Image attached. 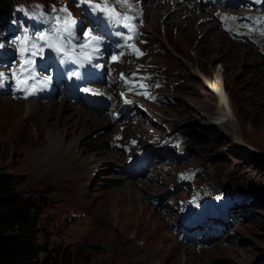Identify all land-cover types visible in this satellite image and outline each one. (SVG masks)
Segmentation results:
<instances>
[{
  "label": "rangeland",
  "instance_id": "obj_1",
  "mask_svg": "<svg viewBox=\"0 0 264 264\" xmlns=\"http://www.w3.org/2000/svg\"><path fill=\"white\" fill-rule=\"evenodd\" d=\"M19 1L34 0H15ZM181 1L177 4L184 10L177 15L175 0H167V5L164 0H144L150 62L170 83L164 92L171 100L161 108L152 105L153 116L188 138L187 158L172 165L177 169L199 166L204 181L241 192L249 198L242 205L247 212L233 220L230 241L201 252L190 249L171 229L168 215L176 212V200L182 197L169 192L174 186L171 174L151 176L149 184L160 191H144L143 203H130L123 186L149 184L122 173L128 156L111 147L119 124L110 113L91 112L90 116L103 115L112 126L62 131L66 144L79 143V163L74 167L78 176H70L61 173L66 157L48 146L50 131L43 126L53 129L51 122L61 120L62 126L75 122L82 108L73 112L72 102L59 103L64 109L50 120L48 104L42 105L46 106L42 113L30 114V103L0 98V170L16 176L18 190L40 205L38 241L56 264H185L188 255L195 264H264V56L250 45L231 40L220 29L217 15L199 16L205 10H198L197 17L188 20L185 8L194 2ZM153 5L166 9L158 15ZM213 12L218 14V9ZM201 69L213 80H222L225 92L219 101L203 89ZM218 109L230 123H207ZM141 124L127 128L126 138H137L146 129ZM86 159L88 168L83 163ZM83 184L81 192L74 189ZM239 185L243 187L238 189ZM167 194L159 204L158 198ZM163 204L169 206L160 209ZM154 213L164 216L160 222ZM90 245L103 250H92ZM135 247L141 250L137 255Z\"/></svg>",
  "mask_w": 264,
  "mask_h": 264
},
{
  "label": "trees",
  "instance_id": "obj_2",
  "mask_svg": "<svg viewBox=\"0 0 264 264\" xmlns=\"http://www.w3.org/2000/svg\"><path fill=\"white\" fill-rule=\"evenodd\" d=\"M14 3L0 0L2 21L12 17ZM17 185L16 176L0 170V264H56L38 241L40 205Z\"/></svg>",
  "mask_w": 264,
  "mask_h": 264
},
{
  "label": "bare ground",
  "instance_id": "obj_3",
  "mask_svg": "<svg viewBox=\"0 0 264 264\" xmlns=\"http://www.w3.org/2000/svg\"><path fill=\"white\" fill-rule=\"evenodd\" d=\"M176 1V4H175V14L177 13V15L179 14V13H181L182 12V9H183V7H181L180 5H178L177 3H179L178 1L179 0H175ZM166 3V0H164V4ZM174 4V3H173ZM152 5V4H151ZM166 5H167V3H166ZM188 6V5H187ZM153 7H154V9H155V12L159 15V13H160V11L161 10H163V9H166V6L165 5H160V6H157V5H153ZM185 9H187V11L189 12L188 14H190V16H189V18H188V20L189 19H194L195 17H197V13H196V11H198V10H200V11H202L203 12V10H205L206 12H207V10H208V6L207 5H202V6H197V5H194V4H192V5H190V6H188L187 8H185ZM184 10V9H183ZM204 11V12H205ZM206 15L207 16V14H205V13H200V14H198L199 16L201 15ZM170 16H174V15H170ZM169 16V17H170ZM203 17H205V16H203ZM181 17H179V19H180ZM172 18L170 17V20H171ZM180 22H182V21H180ZM184 22V24L186 23V21H183ZM193 22V21H192ZM183 24V23H182ZM187 24V23H186ZM212 24V23H211ZM179 26H181V24H178ZM211 26H213V24L211 25ZM215 26V25H214ZM201 27H199L198 29H200ZM200 80H201V82H202V87H203V89L204 90H208L207 92L208 93H210V95H212L213 97H215L216 99H217V101H219L220 100V98H221V95H222V93L221 92H225V90L224 89H222V85H223V82H222V80L220 79H218V80H213L212 78H210V77H208V76H203V77H201L200 78ZM214 84H216L218 87L216 88L215 86H214ZM26 102H28V103H30V104H28L27 105V111L30 113V114H40V113H42V111H43V109H45L44 107H46V106H42L43 104H41V103H38V102H33V101H26ZM51 103H56V102H51ZM51 103H49L48 104V108L46 109V110H48V112H50V114H51V118H50V120L52 119V118H54L55 117V114H56V112H59V111H61L62 109H64V106L62 105V104H59V103H56V107L54 106L53 107V104H51ZM32 104V105H31ZM65 104V103H64ZM73 104V103H72ZM74 105V104H73ZM218 107L220 106V104L218 103V104H216ZM82 108V110H79L78 108ZM69 109H70V107H69ZM68 109V110H69ZM66 110H67V108H66ZM72 110V109H71ZM73 112H77V110H79V114H77V116H76V118L77 119H75V122H70V123H68V122H65V125L64 126H62L61 125V120H60V122L59 121H57V122H51V124L53 125V129H51L49 126L47 127L46 125H44L43 127L45 128V129H48L49 131H50V133H49V135H48V146H50V147H52V146H54L59 152H61L63 155H65V157H66V160L67 161H65V163L63 164V166H62V169H61V171H63V172H61L62 174L63 173H66V175H70V176H78V174H77V170H76V168L74 169V167H75V165L76 164H78L79 162V160H77V158H78V154L80 153V151H79V149H78V141H73L72 143H69V145L68 144H66V141L63 139V135H62V131H66V132H68V134L70 133V130H71V132L72 131H74V130H77V129H80V130H84V131H89V130H95V129H97V128H99V126H102V125H108V126H112V124L113 123H109V120L105 117H102V116H100V117H94L95 119H93L92 117H93V115L92 116H90L91 115V112H93V111H90V110H88L89 111V113L88 112H84L85 110H87L86 108H84V107H81V106H76V105H74V107H73ZM95 113H98V114H105L106 112H103V111H100V112H95ZM211 114V113H210ZM76 115V114H75ZM206 116H208V115H206ZM58 117V116H57ZM58 119V118H57ZM94 120V121H93ZM212 120H214V121H217V122H219L220 124L221 123H224V124H228V123H230L229 122V120L228 121H226L225 120V114H223V113H221V110H219L218 109V112H217V115L215 116V115H213V116H209L208 118H207V123L208 122H212ZM21 121V120H20ZM84 122V125H81V123H83ZM64 123V122H63ZM109 123V124H108ZM218 123V124H219ZM68 125V126H67ZM142 125V124H141ZM217 125V124H216ZM223 126V125H222ZM219 127V126H218ZM222 128V127H221ZM56 130V132H54ZM115 133H117V132H113V136H114V134ZM131 138V137H130ZM111 141L113 142V138L111 139ZM112 147V146H111ZM103 159H105V158H103ZM88 159H86V160H84L83 161V163H84V165L86 166V168H88L87 167V165H88V163H89V161H87ZM54 161V160H53ZM97 161V160H96ZM91 162V161H90ZM99 162V161H98ZM101 162V161H100ZM90 168V167H89ZM60 170V169H59ZM123 171H124V169H123ZM123 171H122V173H123ZM57 173V172H56ZM59 175V174H58ZM80 175V174H79ZM64 178V177H63ZM65 178H66V176H65ZM75 178H77V177H75ZM138 178H140V177H138ZM59 179V178H58ZM62 179V178H61ZM70 180L71 179H73V178H69ZM63 180V179H62ZM77 183V182H76ZM152 184H149V185H147L145 188H141L139 185L138 186H135V187H133V188H131L130 187V185H127V184H125L124 186H123V188H124V191L126 192V194L129 196V199H130V203L133 205V204H135V203H137V202H141V203H143V199H144V197H143V192L144 191H149V190H154L155 189V191H160V187H155V186H151ZM85 185L83 184V185H81V186H78V187H74V189L77 191V192H81L82 190V188L84 187ZM81 194V193H80ZM165 196H169V194H167V195H164V196H162V197H159L158 198V201H159V204H161V203H163L164 201H165ZM84 198V197H83ZM145 200V199H144ZM129 201V200H128ZM143 207H146L147 205H142ZM241 209H242V212H241V214H240V216H244V213H246L247 212V208H246V206L244 205V206H241L240 207ZM168 213V212H167ZM154 216L157 218V222H160V220L162 219V217H164V216H162V214L160 215L159 214V216H158V213H154ZM162 216V217H161ZM240 216H238V217H240ZM100 218V217H99ZM98 218V219H99ZM104 219V218H103ZM106 219V218H105ZM104 219V220H105ZM105 222V221H104ZM136 246V245H135ZM135 255H137V254H139L140 252H141V250L138 248V247H135ZM146 253V252H145ZM178 255H180V254H178ZM192 255H188L187 257H186V259H185V261H184V263L185 264H195V260H194V257L192 256ZM179 258L181 257V256H178ZM130 260V259H129ZM138 260V259H137ZM140 261V260H139ZM178 261H179V259H178ZM145 263H147V261L145 262Z\"/></svg>",
  "mask_w": 264,
  "mask_h": 264
},
{
  "label": "snow or ice",
  "instance_id": "obj_4",
  "mask_svg": "<svg viewBox=\"0 0 264 264\" xmlns=\"http://www.w3.org/2000/svg\"><path fill=\"white\" fill-rule=\"evenodd\" d=\"M80 3L88 4L93 12H101L103 16L100 18L104 21H110L116 24H123L125 27L130 28V23H125V21H130L133 17L128 15V10H131V5L129 0H80ZM117 6L120 8L126 9L125 12L121 13L117 10ZM61 11L67 13V8L61 9ZM59 23V20L57 21ZM75 21L71 18V14L68 13L67 17L64 18L63 26L59 28H53L49 33H41L39 36L35 37V42L32 44V55L35 56L37 54L43 53L45 47L52 48L57 52H64V41L63 35L64 33H69L71 25L74 24ZM85 34L88 36V40L83 44V48L90 49L91 53H95L98 50V46L101 43V37L95 36L92 34L91 30L86 29ZM28 37H25L24 40L20 42V52L21 58L24 59L25 49L23 47L24 43L27 41ZM86 59H91V55H86ZM115 59V57H113ZM32 59H26L25 64L21 66V68L17 69L13 74L16 75L19 73L23 75V73L28 72L31 74L32 72ZM0 77H3V73H0Z\"/></svg>",
  "mask_w": 264,
  "mask_h": 264
},
{
  "label": "water",
  "instance_id": "obj_5",
  "mask_svg": "<svg viewBox=\"0 0 264 264\" xmlns=\"http://www.w3.org/2000/svg\"><path fill=\"white\" fill-rule=\"evenodd\" d=\"M89 248L92 250H100V251L103 250L101 246H96V245H90Z\"/></svg>",
  "mask_w": 264,
  "mask_h": 264
}]
</instances>
